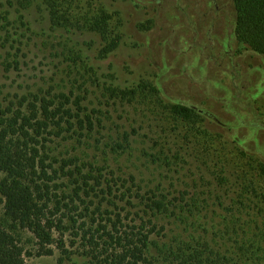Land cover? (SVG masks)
<instances>
[{
    "label": "rangeland",
    "instance_id": "obj_1",
    "mask_svg": "<svg viewBox=\"0 0 264 264\" xmlns=\"http://www.w3.org/2000/svg\"><path fill=\"white\" fill-rule=\"evenodd\" d=\"M65 1L55 10L50 0H0L1 109L37 95L94 123L44 133L63 203L80 188L68 205L76 224L54 232L51 255L13 228L0 195V221L26 263L90 264L76 233L93 221L146 235L154 264H178L202 244L241 264L240 240L264 236V56L237 42L233 1ZM96 21L119 39L106 56ZM139 85L156 92L107 91ZM173 104L201 114L182 121Z\"/></svg>",
    "mask_w": 264,
    "mask_h": 264
},
{
    "label": "trees",
    "instance_id": "obj_2",
    "mask_svg": "<svg viewBox=\"0 0 264 264\" xmlns=\"http://www.w3.org/2000/svg\"><path fill=\"white\" fill-rule=\"evenodd\" d=\"M59 1L50 0L52 8L57 9ZM235 10V35L237 42L252 52L264 56V0H232ZM55 4V5H54ZM55 22L59 19L54 15ZM60 18V17H59ZM85 20L93 24L92 19ZM89 20V21H87ZM100 25L99 31L105 32L106 45L102 55L113 52L119 43L118 38L110 39L108 25ZM108 93L121 100H130L139 93L156 92L148 85H139L135 89H108ZM64 105L69 104L70 97L62 96ZM53 103L37 95L17 98L6 108L0 107V195L4 199V210L7 220L13 228L30 232L41 248L38 255H51L46 249L52 235L56 232L63 235L65 222L76 224L68 205L78 198V189L73 193L70 203H63L62 194L55 184L58 171L47 164V153L44 133L48 128H60L74 125L76 130L91 132L94 123L91 118L79 119L72 109L54 108ZM62 106V104H61ZM79 112V103H74ZM169 113L182 121L191 122L201 112L194 107L181 104L169 106ZM74 120V123H71ZM76 120V121H75ZM264 172V167L261 166ZM86 186V181L83 182ZM110 190V187H108ZM59 191V192H58ZM61 194V195H60ZM264 204V194L260 197ZM162 205L153 202L149 208L157 211ZM88 210L87 208L85 209ZM65 220V221H64ZM81 236L83 247L90 264H154L148 255V238L134 230L119 231L116 223L111 227L101 223H82ZM12 229V228H11ZM240 240L241 264H264V236ZM62 241V240H60ZM201 245V250H194L185 258L179 257L178 264H232L228 258L214 252L211 247ZM26 252L12 230H7L0 221V264H27ZM236 264V263H234Z\"/></svg>",
    "mask_w": 264,
    "mask_h": 264
}]
</instances>
